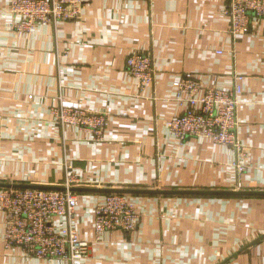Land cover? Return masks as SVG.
<instances>
[{
    "label": "crops",
    "instance_id": "obj_1",
    "mask_svg": "<svg viewBox=\"0 0 264 264\" xmlns=\"http://www.w3.org/2000/svg\"><path fill=\"white\" fill-rule=\"evenodd\" d=\"M83 1L76 21L22 32L0 0V184L63 187L67 165L78 188L264 192V19L233 37L228 0ZM133 53L152 57V86L130 75ZM237 76L241 153L170 132L187 108L175 82L231 90ZM59 106L105 113L103 141L60 125ZM75 194V229L91 243L75 264H264V196L126 195L138 228L96 241L95 208L108 194ZM5 220L0 208V264H72L7 249Z\"/></svg>",
    "mask_w": 264,
    "mask_h": 264
},
{
    "label": "built area",
    "instance_id": "obj_2",
    "mask_svg": "<svg viewBox=\"0 0 264 264\" xmlns=\"http://www.w3.org/2000/svg\"><path fill=\"white\" fill-rule=\"evenodd\" d=\"M83 10V0H11L9 12L21 19L15 26L17 30L30 32L40 24L76 21ZM225 14L233 37L248 35L252 20L264 19V0H228ZM126 65L139 89L153 85L155 69L150 55L133 53ZM241 81V76L235 77L231 90L203 87L192 77L175 82L177 101L187 108L167 122L170 132L181 142L191 138L210 140L241 153L237 136ZM52 115L60 125L76 127L92 134L96 141H103L105 113L59 106L52 109ZM83 185L73 168L66 165L63 185L66 191L2 189L0 208L6 215L5 247L20 248L28 257L48 262L75 264L86 259L91 243L81 239L75 229L79 200L70 190ZM55 218L64 219L63 228L53 225ZM140 220V214L125 195L108 194L95 208V240L99 241L106 232L135 231Z\"/></svg>",
    "mask_w": 264,
    "mask_h": 264
},
{
    "label": "water",
    "instance_id": "obj_3",
    "mask_svg": "<svg viewBox=\"0 0 264 264\" xmlns=\"http://www.w3.org/2000/svg\"><path fill=\"white\" fill-rule=\"evenodd\" d=\"M3 189H18V190H43V191H66L64 187H46L33 185H12L0 184ZM73 193H104V194H120V195H135V194H158V195H226V196H264V192H181V191H149L135 189H86L72 188Z\"/></svg>",
    "mask_w": 264,
    "mask_h": 264
},
{
    "label": "trees",
    "instance_id": "obj_4",
    "mask_svg": "<svg viewBox=\"0 0 264 264\" xmlns=\"http://www.w3.org/2000/svg\"><path fill=\"white\" fill-rule=\"evenodd\" d=\"M126 196V195H125Z\"/></svg>",
    "mask_w": 264,
    "mask_h": 264
}]
</instances>
